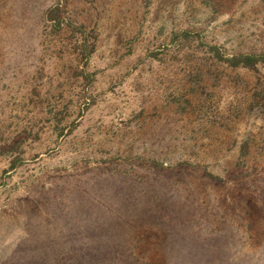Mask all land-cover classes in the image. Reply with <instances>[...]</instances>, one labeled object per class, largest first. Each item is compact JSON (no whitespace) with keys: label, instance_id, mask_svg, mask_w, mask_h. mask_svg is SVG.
I'll return each instance as SVG.
<instances>
[{"label":"rangeland","instance_id":"rangeland-1","mask_svg":"<svg viewBox=\"0 0 264 264\" xmlns=\"http://www.w3.org/2000/svg\"><path fill=\"white\" fill-rule=\"evenodd\" d=\"M211 45L264 0H0V264H264V63Z\"/></svg>","mask_w":264,"mask_h":264},{"label":"trees","instance_id":"trees-1","mask_svg":"<svg viewBox=\"0 0 264 264\" xmlns=\"http://www.w3.org/2000/svg\"><path fill=\"white\" fill-rule=\"evenodd\" d=\"M59 8L54 7L53 9H48L49 20H52V25L59 27V20L56 14H58ZM186 33V32H184ZM83 49L86 46L81 44ZM81 48V47H80ZM209 51L215 56L214 58L219 62L231 67V68H243L253 70L258 63H264V52L262 53H235L232 55H225L220 52L219 48L215 45L209 47ZM85 54V53H84ZM86 58V57H84Z\"/></svg>","mask_w":264,"mask_h":264}]
</instances>
